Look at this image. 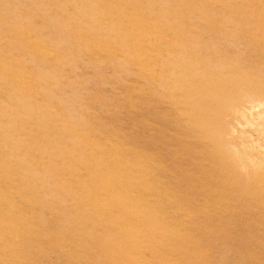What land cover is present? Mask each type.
I'll return each mask as SVG.
<instances>
[{"label": "rangeland", "instance_id": "obj_1", "mask_svg": "<svg viewBox=\"0 0 264 264\" xmlns=\"http://www.w3.org/2000/svg\"><path fill=\"white\" fill-rule=\"evenodd\" d=\"M0 264H264V0H0Z\"/></svg>", "mask_w": 264, "mask_h": 264}]
</instances>
